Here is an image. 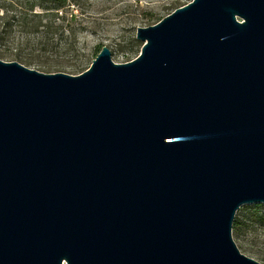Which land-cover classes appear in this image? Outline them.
I'll return each instance as SVG.
<instances>
[{"label": "water", "instance_id": "95a60500", "mask_svg": "<svg viewBox=\"0 0 264 264\" xmlns=\"http://www.w3.org/2000/svg\"><path fill=\"white\" fill-rule=\"evenodd\" d=\"M78 76L0 60V264H260L264 0H193Z\"/></svg>", "mask_w": 264, "mask_h": 264}, {"label": "rangeland", "instance_id": "374dc122", "mask_svg": "<svg viewBox=\"0 0 264 264\" xmlns=\"http://www.w3.org/2000/svg\"><path fill=\"white\" fill-rule=\"evenodd\" d=\"M82 7H66L62 13L75 16L78 39L76 52L63 57H39L29 69L45 74L46 68L53 67L59 73L71 76L87 71L103 47L109 48L112 60L116 64H125L135 60L141 52L142 43L136 39L138 28L156 25L178 8L193 0H83ZM87 58H82L85 57ZM4 62H9L2 60ZM82 63L80 70L74 66ZM46 67V68H45ZM256 216L264 217V204H249L240 208L236 219L243 223V233L232 236L240 252L257 262L264 258V224L253 221Z\"/></svg>", "mask_w": 264, "mask_h": 264}, {"label": "trees", "instance_id": "16d2710c", "mask_svg": "<svg viewBox=\"0 0 264 264\" xmlns=\"http://www.w3.org/2000/svg\"><path fill=\"white\" fill-rule=\"evenodd\" d=\"M82 3L83 0H0V60L29 67L39 57L62 60L76 52L80 32L74 22L76 18L73 14L68 18L67 13H60L66 7L80 9ZM81 66L82 63L75 65L74 69L78 71ZM46 69L49 73H59L53 67ZM253 221L264 224V217L256 216ZM243 227L235 219L233 233L240 237ZM259 263L264 264V258L260 257Z\"/></svg>", "mask_w": 264, "mask_h": 264}]
</instances>
